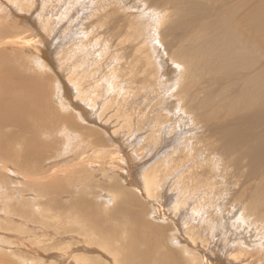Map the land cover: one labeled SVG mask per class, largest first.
<instances>
[{"label": "bare ground", "instance_id": "obj_1", "mask_svg": "<svg viewBox=\"0 0 264 264\" xmlns=\"http://www.w3.org/2000/svg\"><path fill=\"white\" fill-rule=\"evenodd\" d=\"M138 1L139 3H137L136 8L133 7L131 9H136V12L139 13L140 17L137 18V15L135 13L129 12L131 17L134 16V23H131L127 27H111L110 29H108L107 27L106 33L109 34V36H111L112 38H119V45L127 43L132 45L136 40H139L140 37L144 38V42H142L143 46H140L138 48H131L134 55L132 54V56L127 57V59L131 58V62L129 61L131 74L129 81L130 84H138V79L132 80L133 77L137 75V72H135V70L133 71V68L139 66L138 63L135 64V62L141 60V58L137 56V53H141L140 50L142 49L146 50L149 54L147 65L151 67V70L148 68V72H146V66L144 75L148 73V75L153 78L154 84H158L160 89H162V91L166 93L165 98L161 97L163 100L160 99L163 106V111L159 110V114L158 112L157 114L158 119L164 118L165 122L169 125H166L167 127H165L163 125L164 122H161L162 120L156 123L157 120L155 118L156 121L152 126L153 128H151L152 130L158 131L159 128L161 129L162 126H164V130L169 131L168 136L166 135L165 137V146L171 149V146L176 144L177 147L173 154H169L167 158L165 157L166 159H161V167L157 168L155 171L153 168V172L150 171L147 174L142 173V171L141 173L142 175L144 174V176L142 177L141 175L140 177L139 175L140 178L137 179L133 175L134 164H131L134 161V156L132 157V159L131 156L135 155L137 151H134L136 153H132V155L131 153L123 154V152H126L125 145H121L123 142L120 138L113 137V143L111 144L116 146L114 147L115 151H113L112 148V150L110 151H102V155L100 156V160L102 161L98 162L97 165L99 168H106L105 165H108V167L110 166L109 175L106 176V183H109V181L111 182V180L114 179V176L117 175L121 179L122 185L117 187L115 189L116 191H113L114 188L112 184H109L106 187L102 186V198H104L103 202L105 210L102 208L101 210L97 204L90 202L86 198H82V200L76 199L81 202L88 203V205L96 209L97 212H103V215L99 217L101 223L103 224L102 232L91 233L88 236L91 235L92 239L94 240H98V236L101 237V240L106 246L104 247L107 248L108 253L112 255V257L110 255L111 258H108V262L105 264H220V262L222 263V257L216 256V254L213 253V251H216L215 248L213 251L211 250L213 254L210 255L211 253L209 252L210 254L208 255L207 251L202 249L203 246L202 248L199 247L200 244L199 246H197V243L201 241L197 235L205 232V235L208 237V239L206 240L211 243L217 241L218 237H223V235L225 234L223 230L230 231L232 230V228L247 227L248 230H245V228L244 231L241 230L242 233L238 236L239 238L232 237V245V240L230 241V238L223 237L225 243H227V249H229L226 250L229 264H252L253 261H255L256 264H264V175H259L260 179H256L255 177V173L260 174V167L262 164H264V139L257 141L252 134L253 129H258L264 134V57H259L256 55V53L250 55V50L254 49L256 45H253L248 39L244 38L243 34L239 33L240 30H231L230 20L228 18L224 19L226 16L231 15L233 12V7L235 5L241 4V2H237V0H223L221 1V3H212L210 5V8L206 6V3H203L207 8L210 9L207 10L203 7H198V5L191 2V0H156L153 3L148 0ZM245 1H248L249 8L245 13L238 16L240 21L244 23V26L247 29H251V19L256 24L264 23V0ZM24 2H31V5H35L34 0H18L17 2L15 0H0V8L4 10V12L6 11L5 13H3V11L0 9L1 15H4H0V69H2V72L0 74V177L1 175L7 174V176L12 178L10 179L11 186H14L16 180L14 176L16 175L23 181L22 187L25 190V186L27 183L37 182L45 184V181H52L53 179L58 177L51 176L49 174H47L48 177L46 175H36L34 177L27 175L28 172H33V169H27L28 167H31V163H29L30 158L28 159L31 154L28 153L30 152V150L26 148V144L31 142L34 145H39L40 149H43L45 140L48 137L46 135H43L38 138V141L33 139L29 132V128L30 126H32L31 123L38 127V134L43 132L44 129L43 121L41 119H44L45 121L48 119L46 127L54 132H57V130H59L62 134L67 136H69L71 132L66 131L64 128L59 129V127H57V112L53 113L52 111V113L50 114L49 112L46 113V109H44L45 106L42 102L45 98V96H43L42 94L45 93L44 83L42 82V80L44 79L43 75H46V73H41V71L42 69H45L49 73L56 72V61L51 59L47 48L50 47V45L56 46V42L59 37L57 40L54 39L56 38V34L60 33V22H57L55 18H52L50 16V14H40L39 7L37 6L34 11L23 9L21 7V4ZM16 5L18 8L16 7ZM143 9H148L149 11L142 12ZM201 10H204V13ZM119 11H121V9H119ZM116 12L118 13V11ZM124 13V17H126V10L124 11ZM39 14L40 16L37 17V15ZM15 15L21 17L20 19L22 22H20V24L22 23L23 25H26V28L22 26V29H17V26L19 24L12 23V19ZM167 18H169V20H174L175 18L177 19L175 20L176 22L169 27V30L167 32L168 34L166 35L165 32H161V27ZM122 20L124 21V18ZM26 22H30V25ZM45 23H48L49 26H44ZM197 26L198 28L205 26L208 27L203 40H201L203 30H198ZM152 27H155L154 32L157 33L158 31V34L160 35L157 38V42L155 41V38L152 37ZM194 35L198 39L194 42L199 43V49H206L212 55L213 64L209 66L208 69L212 71H221L224 74L233 75L234 71L242 70V68L246 65L249 72L253 74L252 77L250 75L244 76L241 73L235 74V79L237 81L241 80L242 86L237 91L235 96L229 99L231 100L230 106L233 108V115L225 114V104L223 103V101L215 98V96H212L209 99V102L201 108V112L204 114L203 118H199L198 109L194 108L192 102H190V78H192L194 72L196 71L194 69L195 63L200 56L198 54H194L189 61H186L184 59L189 58L194 52L191 46L185 45H190L189 42L190 40L193 41L192 38L194 37ZM137 36L138 39L130 40L132 38H136ZM167 36H170V38H172L173 36L179 38V41L173 45V48L169 47ZM71 39H74V37H71ZM233 40H238L241 45L243 44L246 46L239 47L235 50L234 53L236 55V59L234 60V62L237 63L235 65H233V46H229V43H233ZM221 45H224L227 48L219 49L218 47ZM82 46L83 43L78 47V49L81 50ZM10 51L14 52L13 54H16L17 58L21 57L23 60L24 57L23 63L27 66H30V70L28 71L29 73H25V71L27 70L19 74L14 73L15 70L10 63L12 56L11 54H9ZM50 51H52V49ZM174 51L178 54H176ZM27 53L34 55L33 57H29V59L27 60V57L25 56L27 55ZM103 54H106V52H103ZM121 59L125 58L121 57ZM23 63L17 62L16 64H19L23 68ZM145 63L147 62L145 61ZM177 63H180L178 69L175 66V64ZM35 67L39 70L35 69ZM119 68H121L122 72L123 67L120 66V62H117L116 66H114L112 70L106 76H104V78L98 80H95L93 78L92 82L85 87H81L76 82V92H74L75 90H72V88L68 87L64 79L59 80L58 84H56L55 86V94L57 96L54 102L60 103L61 101H63V99H65L67 102V107H70L71 104V108L73 110L77 109L83 117V120L81 119V121L84 123H89L90 119L87 116L91 114V109L96 108V101L98 100V98H100L98 97L97 100L95 99V90L105 87V85H103L102 87L101 84H110V88L115 89L116 87L118 88V86L116 85L121 83V86H119V88H123V90L119 92L120 98L122 99H120L121 103L126 102V96H130L128 93L129 89L122 86L123 76H121V72H118ZM140 69L141 68L139 67L136 70L140 72ZM196 78H200V81H203L201 76L195 75V79ZM18 80L22 81L23 88L27 87V89H29V86H31L32 84L34 86L37 85V87H41V91L37 89L38 92L40 91V97L37 98L35 103H33L29 99V97L24 94L21 95L18 99L15 98V100L8 101V99H5L7 98V95L5 94L6 88L11 87L9 83ZM203 83L208 87L212 86L211 82L203 81ZM151 85H153V83ZM62 86H64L65 88L63 89ZM64 91L65 93L63 94ZM10 92L11 96L20 93V91L16 90L15 88H12ZM168 94H170V96H168ZM69 95H72L74 99L72 97H69ZM88 95H90V97L92 98H88ZM176 95L179 101L187 103V107L191 106L189 107L190 110H181V106H179L176 112L172 111V106L175 101H171V98H176ZM156 97H159L158 94L157 96H155V98ZM79 98L82 100H84V98L87 99L84 101H89V103L92 105L90 109H83L84 114L82 110H79L83 106L78 103ZM109 103L115 102H107L106 104ZM119 103L120 101L116 102L117 106H120ZM226 107L229 106L226 105ZM50 108L55 110V105L51 104ZM143 113H141V116L143 118L146 117L149 119V116H147L144 111ZM183 113L188 117L186 122L190 121L193 126H199L200 130L198 131L195 138L192 139L194 141L188 138V128L186 127V124L177 121ZM147 114L151 115L152 111ZM116 123L117 122L113 123V125H115ZM122 123H125L126 127L128 126L130 128L131 133L133 132L132 126H130V122ZM137 123L133 124L136 126ZM66 125V127L72 132L77 131L81 134V148L70 152V154H68L67 152L68 150H72V143L79 140L76 136L73 142H66L63 145L61 153L56 154L57 157H59L60 163H57L54 159V161H51L46 167L54 168L61 164H65L63 166L66 167L60 169L59 172H71L72 178H74L73 173H75L77 170H81L82 173H84L85 170H89L92 171V174L95 169H98L97 167H91V165L95 164L94 159L96 158L93 159L94 162L89 157L87 159L86 155L89 153L86 152V149H88L93 144L97 146L103 145H100L97 142L92 144L91 142H88V144L90 145H86V140H88L89 137H93L94 135L92 133L86 132L88 131V127H85L86 129L84 128L85 131H83V125H81L82 128L80 127L81 130H79V127L77 125L71 122H67ZM142 130L143 128L141 129V131ZM137 131L139 132V130ZM194 131V128L189 130V132ZM137 138L138 135L135 137V139ZM49 141L50 140L47 141V145L45 146L46 149H50L51 147ZM151 141L154 142V137ZM120 142L122 143L120 144ZM84 143L85 146H83ZM178 143L179 145H177ZM142 144L143 143H141V145ZM163 144L164 143H161L157 140V145L152 153L155 154L156 148L162 146ZM200 145L208 147V154L213 157L212 165L214 167L217 168V163H219L220 161L228 163L230 167L225 168L224 171L226 174L224 175V178L228 177L227 171L232 170L234 171L233 177L238 181L230 183V185L228 186H223L222 184L223 187L221 188L220 184L215 183V181H209L210 179H214L217 176H219L220 179H223L222 175L218 172H216V174H209L205 171L196 172L189 170L192 167L191 165H193L194 168L202 167V165H199V160H204V158H201V156L199 155V151L201 150V148H199ZM181 146L185 148L181 149ZM140 148H137L139 152L144 150L143 153H146V155L151 150V148L146 149L145 147H143L145 149L142 148V150H140ZM32 153L35 154L34 152ZM138 154L139 153L135 155V157H137L136 161L141 162L139 160V157L137 156ZM107 156L108 158H105ZM154 156L157 155L155 154ZM90 157L93 158V156ZM140 158L143 157L140 156ZM154 158L155 157H153V159ZM214 158H217V160H215ZM37 160L38 162L35 163L36 166L47 164V162L42 158H38ZM168 160L176 161L174 164L177 165L173 166V170L172 167L168 165ZM243 163L248 172L246 178L249 179L247 181H242L241 179H243V176H240L236 170L237 168H240ZM70 164L72 165L68 166ZM185 166H187V168ZM40 168L43 169L44 166H41ZM181 168H183V170ZM177 176L178 178L175 181L174 179ZM84 181L91 184L93 183V181L90 179H84ZM58 183H65V180L59 181ZM168 184L171 185V190L179 191V196L177 195L178 198H176V201L174 200L176 205L175 203H170L173 196L168 197L166 195L165 189L166 186H169ZM1 186L2 185H0V194L3 193L1 190ZM47 188H49L48 185ZM219 188H221L220 190H222V192L219 191ZM62 189L64 188L62 187ZM227 190H231V192L233 190V199H231L228 203L231 204L233 202V217L235 215L234 211L237 212L236 208H242V216H245H240V218L234 223L228 215H224L225 210L222 207H217V203L218 201L220 202L219 197L221 195H229L230 198L231 193H227ZM25 191L28 192L29 190ZM53 191L55 194L58 193L56 190ZM29 194H31L32 197H35V195L31 191ZM160 194H162L165 201L168 202L167 204H172L171 209L165 208L163 206L164 201L160 200L159 203V199L162 198ZM59 195L62 197L64 195L67 196V194H63L62 192ZM0 198L3 199V202H0V211L7 214L6 219L15 220L16 218H18V215L16 218H13L11 216V213H13L11 207L9 206L11 205V200L7 199L4 194L0 195ZM69 200L61 198L58 202V206L61 208H59L60 214L68 215V219L72 216L70 208L76 206V204H74L75 206H72ZM142 200H144L143 202L149 204L146 205L151 206L152 211H144L142 206L138 207L141 208L139 210L135 209V205H137V203L141 204ZM154 201H157L158 203L155 205V202L153 205L152 202ZM82 205L83 206L81 207L85 208V205ZM234 206H236V208H234ZM36 211L46 210H40L39 207H35L34 212ZM18 214L20 215L19 217H22L24 219L31 218L25 215V212L23 211ZM80 215L83 214L81 213ZM55 218H59V216L54 215L51 216V218L49 217L50 220L52 219L54 221ZM207 218H209L210 223ZM40 219L42 220V218ZM158 220H161L164 224L167 225H157L158 223L154 224L152 222H158ZM256 222L258 224L255 226L254 223ZM29 223L30 224L27 223V225L25 222L31 232L37 233V237L40 238L38 241L46 237L49 238L47 242H50V240L55 241L57 238H59L60 240L61 238L67 236L70 230L66 226L70 225L67 221L65 223L66 225L60 223L59 226L55 227V233H58L60 231L58 235L52 234L53 231H51V228L49 229V227H47L45 223V226L43 223H41V225H34L38 224V222L33 221V219H31V222L29 221ZM73 223L74 221L71 222L72 226ZM29 225H32V228H29ZM83 225L84 224H82V226ZM37 226H39V228H37ZM76 228L77 226L75 227V230ZM253 228H255V230L257 231L256 233L258 234L256 238L254 236V233H252ZM182 230L187 231V233L189 234L188 239H183V236L181 234ZM170 231L171 234H168V232ZM41 232L50 234H41ZM88 236L86 233L84 241L86 239H89ZM26 237L28 236L23 237L22 235L21 237H15L16 243L8 242L7 239L5 241H2L0 238V246L4 247L5 244H11L12 246L14 244H17L18 247L20 245L23 246L25 243H30L26 241L28 239ZM253 238L255 240H253ZM98 241H96L95 243H98ZM236 241L237 244H235ZM75 244L76 243L70 242V240L68 243H66V249L63 250L62 248V252L57 256L58 259L60 258L59 264L88 263L87 258V260H85L83 259L84 257H75V248H77ZM38 245L40 244H37V246ZM63 245L64 244H62V246ZM14 246L12 247L11 251L13 250ZM30 247L31 246L28 247V250L30 249L31 254H36L37 256V247ZM250 249H254L257 252L260 251L262 258H259L258 256V258L256 259L254 256V251L253 256L251 254L252 252H249L242 257L238 255L240 251L248 252ZM208 251H210V249H208ZM158 252L160 254L156 255V253L158 254ZM68 253H70L71 255L68 256ZM80 258L81 260H79ZM58 259L56 260L58 261ZM22 262L24 264H27L21 259V263ZM94 264L96 263L94 262Z\"/></svg>", "mask_w": 264, "mask_h": 264}, {"label": "rangeland", "instance_id": "obj_2", "mask_svg": "<svg viewBox=\"0 0 264 264\" xmlns=\"http://www.w3.org/2000/svg\"><path fill=\"white\" fill-rule=\"evenodd\" d=\"M15 1L17 2L18 0H15ZM34 1H35V5H33V4L31 5V2L30 3L24 2L21 4V7L23 9L33 10V11L35 10L36 6L39 7V11H40L39 13L40 14L41 13L42 14H50V16L52 18H55L57 22H60V28H61L60 33L56 34V36H55L56 38L54 39V40H57L59 37V39L56 42V46L50 45V47L47 48L51 59L56 61V67H57L56 72L55 73H52V72L49 73L45 69H42V71H41V73H46V75H43L44 79L42 80V82L44 83V88H45V91H44L45 93H42L43 96H45L44 100L42 101L43 105L45 106V107L44 106L43 107H44V109H46V111H45L46 113L49 112V114H50V113H52V111H53V113L57 112V114H58L57 123H56L57 127H59V129L64 128L66 131L71 132V134L69 136H67V135L62 134L59 130H57V132H54L51 129H48L46 127L48 119L46 121L44 119H41L43 121L44 129H43V132L38 134L37 133L38 127H36V125L31 123L32 126H30V128H29V132H30V135L33 139L38 141V138L43 136V135H46L48 137L45 140V143L43 145V149H40L39 145H37V144L34 145L31 142L26 144V148H28L30 150V152H28V153L31 154L28 157V159L30 158L29 163H31V167H28L27 169H30V168L33 169V172H28L27 175L32 176V177H34L36 175H46L48 177L47 174H49L51 176H58L55 179H53L52 181H45V184H41V183H37V182L27 183L25 186V190H29L27 192L22 187L23 181L19 177H17L16 175L14 176L16 178L14 186H11V182H10V179H12L11 177L7 176V174L1 175L0 185H2L1 186V190L3 192L2 194H4L7 199L11 200V205H9L12 209V212H13V213H11V216L13 218H16L18 215V218H16L15 220L6 219L7 214L5 212L0 211V213H1L0 214V235H1L0 238L2 241H5L7 239L8 242H15L16 243L15 237H18V236L21 237L23 235V237L28 236V237H26V238H28L26 241H28L30 243H27V244L25 243L26 245L24 244L23 246L20 245L19 247L21 249L18 247L17 244L16 245L14 244L15 246L13 245L14 248L12 251H11V249L13 246L11 244H5L4 247L0 246V255H1L0 256V261H1L0 264H3V262H4V264H11V263L12 264H14V263L24 264L23 262L21 263V259H22V261L26 262L27 264H52V263L53 264H55V263L59 264L60 258L58 259L57 256L59 253L62 252L61 251L62 248H63V250L66 249L65 245H66V243L69 242V240L72 243H76L75 246L77 248L74 247L75 251H76V253H74V254H76L75 257H81V258L84 257L83 259H85V260L88 259L87 264H94V262L96 264H100V263L105 264L108 262V258H111L112 255L108 253L107 248H105L106 246L104 245L103 241L101 240V237L98 236V240L100 242L95 239L96 241H98V243H99L98 244V243H95L96 241L94 239H92L91 235L88 236L91 233L102 232L103 224L101 223L99 217H101L103 215V212L102 211L97 212L96 209L90 207L88 205V203H84V202H81L79 200H82V198H86L90 202L97 204L100 209L101 208L104 209V202H103L104 198H102V191H103L102 186L106 187L107 185L112 184L113 188H114L113 191H116L115 189L122 185L121 179L117 175L114 176V179L111 180V182L109 181V183H106L107 182L106 176L109 175L110 166L108 167V165H105L106 168H104V167L99 168L97 165L98 162L102 161V160H100V158H101L100 156L102 155V151L106 152V151H110L112 149H113V151H115L114 147H116V146L111 144V143H113L112 142L113 137L120 138L121 141L123 142V143L120 142V144L122 143L121 145H125L126 152H123V154L131 153V155H132V153L133 154L136 153L134 151H137V153H139L137 156L139 157V160L141 162L136 161L137 157H135V155L137 153L135 155L131 156V159L134 156V158H133L134 161L131 164H134L133 175L137 179H139L141 177L142 173L147 174L150 171L153 172V170H152L153 168L155 171L157 168L161 167L162 166V165H160L161 159L162 158L166 159L169 154H173V152L176 150V147H177L176 144L173 145L174 147L171 146V149H174V150H171L169 147L165 146V141H166L165 137H166V135L168 136L169 131L164 130V129H165V127H167L169 125H168V123L165 122L164 118L158 119L159 110L163 111V106L161 104V100H163L162 98H165L166 93L164 91H162V89H160L158 84L157 85L154 84L153 78H151L150 75H148V73H146L144 75L145 67L147 66L146 72H148V68L149 69L151 68L149 65H147L148 60H149L148 59L149 54L144 49L140 50L141 53H137V56H139L141 58V60L136 61L135 64L138 63L139 66H137L136 68H133V71L135 70V72H137L136 73L137 75L135 77H133L132 80L138 79L139 82L137 85L130 84L129 80H130L131 74H130V68H129L130 67L129 61L131 62V58L127 59V57L132 56V54H133V50L131 48H133V47L138 48L140 46L141 47L143 46L142 42H144V38L140 37V39L136 40L132 45L129 43L119 45V38H117V37L112 38L111 36H109V34L106 33L107 27H108V29H110L111 27H127L131 23H134L133 22L134 16L131 17L129 12L135 13L137 15V18L140 17L139 13L136 12V9H134V10L131 9L133 7L136 8L137 3H139L138 0H56V1H53V0H34ZM148 1L153 3L156 0H148ZM221 1H223V0H191V2L197 4L198 7H203L207 10H210L209 8H210V5L212 3H221ZM135 2H136V4H135ZM237 2H241V4L235 5L233 7L232 14L226 16L224 19L228 18L230 20L231 30H233V31L240 30L239 33L243 34L244 38L248 39L253 45H256V47L254 49L250 50V55L253 53H256L257 56L264 57V23L256 24L251 19L252 28L247 29L244 26V23L240 21L238 16L245 13L248 10L249 3H248V1H245V0H237ZM203 3H206V6L209 8H207ZM16 7H17V5H16ZM119 9H121V11H119ZM125 10L128 13V14L126 13L127 18L124 17V14H125L124 11ZM2 11H3V13L6 12V11L4 12V10H2ZM116 11H118V13ZM147 11H149V10L148 9L142 10V12H147ZM201 11H203V13H204V10H201ZM40 14L37 15V17H39ZM101 14H102V16H101ZM0 15H1V13H0ZM1 16H4V15H1ZM20 18H21L20 16L15 15L12 19V23L13 24H19L17 26V29H22V26L24 28H26V25H23L22 23L20 24V22H22ZM48 18H49V16H48ZM123 18H124V21L122 20ZM176 19L177 18H175L174 20H172V19L169 20V18H167L161 27V32H165L167 35L169 27L176 22L175 21ZM26 23H28L30 25V22H26ZM147 25H148V23H147ZM44 26L48 27L49 24L45 23ZM207 28H208L207 26L201 27V28H198V26H197L198 30H201V29L203 30L201 40H203V38L205 37V32H206ZM152 29H153L152 30V37H154L155 41L157 42V38L160 35L158 34V31H157V33L154 32L155 27H152ZM67 36H69V37H67ZM71 37L72 38L74 37V39H71ZM135 39H138V36L136 38H132L130 40H135ZM167 39L169 41V47L170 48H173V45L179 41V38L174 37V36L172 38H170V36H167ZM59 40H60V43H59ZM192 40L193 41L190 40V42H189L190 45H188V44H185V45L191 46L193 48L194 52L192 53V55L189 58H186L184 60L189 61L193 57L194 54H198L200 57L195 63L194 69L196 71L194 72L192 78H190V83H189V96L191 99L190 102H192V105L194 106V108L198 109L199 118H203L204 114L201 112V108L209 102V99L212 96H215V98L219 99L220 101H223V103L225 104V114L226 115H233V108L230 106L231 100H229V99L233 98L235 96V94L237 93V91L242 86V81L241 80L237 81L235 79V76H236L235 74L241 73L244 76L250 75L251 77L253 76V74L251 72H249L246 65L242 68V70L234 71L233 75L224 74L221 71H212V70L208 69V67L213 64L211 53L208 52L206 49H201V50L199 49V47H198L199 43L194 42V41L198 40L195 37V35L192 38ZM238 40H240V39H238ZM238 40H233V43H229L230 47L233 46V65L237 64L234 62V60L236 59V55L234 53L235 50L238 49L239 47L245 46L243 44L241 45L238 42ZM82 43H83V46H82L81 50H79L78 47L81 46ZM218 48L224 49L227 47H225L224 45H221ZM51 49H52V51H50ZM73 50H74V52H73ZM171 51H173V50H171ZM103 52H106V54H103ZM206 52H208V53H206ZM13 53L14 52H11V51L9 52V54L12 55L10 63L12 64V66L15 70L14 73L19 74L25 70H27V71H25V73L28 72L30 70V66H27L23 63L24 57L22 60L21 57L17 58L16 54H13ZM175 53L178 54L177 52H175ZM33 55L34 54L31 55V54L27 53V55H25V56L27 57V60H28L29 57H33ZM142 55H144V56H142ZM121 57H124L125 59H121ZM72 61H74V62H72ZM145 61L147 63H145ZM17 62L23 63L24 67L22 68L19 64H16ZM117 62H120V66L123 67L122 72H121V68L118 69V72H121V76H123V79H124V80L122 79V81H123L122 86L124 88L129 89L128 90L129 92L128 91L127 92L129 93L130 96H126V98H125L126 102L123 101L124 103H121L122 99L120 98V95H119V92L123 90V88H119V86H121L120 85L121 83L120 84L117 83L118 85H116V86H118L119 89L116 86L115 87L117 89L116 88L115 89L110 88V84H101L102 87H103V85H105V87H103V88L101 87L102 89L95 90V99L97 100L98 97H100V98H98V100L96 101L97 102L96 108H94L96 110L91 109V114H89V116H87L90 119L89 123L88 122H86V123L82 122L81 119L83 120V117L81 116L80 112L77 109L73 110L71 108V104H70V107H67V105H66L67 102L65 99H63V101H61V102L59 101L60 103L54 102V100H56V96H57L55 94V92H56L55 86H56V84H58L59 80L64 79V81L67 83L68 87L72 88V90H75L74 92H76L77 91L76 82L81 87H85L92 82L93 78L95 80L102 79V78H104V76H106L112 70V68L114 66H116ZM126 63H128V64H126ZM179 64L180 63L175 64L177 69H178ZM230 65H232V64H230ZM139 67L141 68L140 72L138 70H136ZM35 69H38V68L35 67ZM1 72H2V69H0V74H1ZM195 75L201 76L202 80L205 82H211L212 86L208 87L207 85H205L203 83V81H200L201 80L200 78L195 79ZM198 82H200V83H198ZM152 83H153V85H151ZM9 85L11 87L6 88V90H5V94L7 95V98H5V99H8V101L15 100V98L18 99L21 95L24 94L27 97H29V99L33 103H35L37 98L40 97V94H39L41 91L40 86L37 87V85L34 86L32 84L33 85V87H32V85L30 84L31 86H29V89H27V87L23 88L22 81H19V80L18 81H12L9 83ZM12 88L19 90L20 93L14 95V96H11L10 90ZM62 88L64 89L65 87L62 86ZM143 88H145L146 90ZM37 89L40 91L38 92ZM64 93H65V91L63 92V94ZM157 94L159 97L155 98V96H157ZM170 94H168V96H170ZM69 97H72V95H69ZM88 98H92V97H90V95H88ZM146 99H147V101H146ZM81 100L82 99L79 98L78 103L81 106L82 105L83 106L79 110H82V112L84 114L83 109H90L92 105L89 103V101L88 102L84 101V100H87L85 98H84V100H82V101ZM104 101L106 103L107 102H115V103L106 104ZM117 101H120V103H119L120 106H117V104H116ZM171 101H175V103L172 106L173 112H176L177 109L179 108V106H181V110L182 109L190 110L189 107H191V106L187 107V103L179 101L177 95H176V98L172 97ZM51 104L55 105V110L50 108ZM226 105H228L229 107H226ZM143 111L145 112V114L147 116H149V119L146 117L143 118L141 116V113H143ZM150 111H152V114L148 115L147 113H149ZM157 112H158V114H157ZM76 118H77V120H76ZM155 118L157 121L155 120ZM187 119H188V117L183 113L178 118L177 121L183 122L186 124V127L188 128V130H187L188 138H190L192 140L195 138V136L197 135V133L200 129H199V126H193L190 121L186 122ZM155 121H156V123H158L160 121L164 122L163 125L165 127L162 126V128L161 129L159 128L158 131L152 130V128H153L152 126L154 125ZM67 122H71V123L77 125L79 127V130H81V128L83 127L82 128L83 131H85V129L88 127V129H87L88 131H86V132L94 134L93 137H91V138L89 137V139L86 140V142H87L86 145H88V146L90 145V144H88V142H91V144L97 142L100 145H103V146H97V145L93 144L88 149H86L87 153H89V154L91 153L90 155L89 154L86 155L87 159H88V157L91 160L96 158V159H94L95 164L91 165V167H97L98 171L95 169L93 171V173L91 174L92 171H89V170H85L84 173H82L81 170H77L75 173H73L74 178H72L71 172H69V173H62V172L60 173L59 172L60 169H62L63 167H66V166H63L65 164H61V165L54 167V168L46 167L51 161H54V159L57 163H60L59 157H57L56 154L61 153V151L63 149V145L66 142H73V140L76 136L79 140L73 142L72 143V145H73L72 150H68L67 152H68V154H70V152L81 148V146H80V141L82 140V138H80L81 134L78 133L77 131L72 132L71 130H69L66 127ZM115 122H117L116 124H118V125H116V124L113 125V123H115ZM122 122H130L131 123L130 126H132L133 132L131 133L130 128L128 126L126 127V124L122 123ZM110 123H112V124H110ZM133 123H137L136 124L137 127ZM81 125H83V126L81 127ZM147 125H149V126H147ZM142 128H143V130L141 131ZM192 128H194L195 131L189 132V130ZM137 130H139V132ZM145 130H146V132H145ZM103 131L105 132V134ZM225 131H226V129H225ZM252 134L257 141L264 139V134L258 129H253ZM137 135H138V138L135 139V137ZM143 136L144 137L146 136L145 139ZM153 137H154V142L151 141V140H153ZM172 137H174V136H172ZM133 138H134V140H133ZM48 140H50L49 141L50 145H51L50 149L45 148ZM94 140H96V141H94ZM155 140H156V142H155ZM157 140L160 141L161 143H164V144L162 146H159L156 148L155 154L157 156H154L155 154L152 153V151L155 149V147L157 145ZM192 141H194V140H192ZM148 142H150L152 144L154 143V144L152 145ZM141 143H143V144L141 145ZM179 143L177 145H179ZM81 144H82V142H81ZM83 146H85V143ZM152 146H154V147H152ZM143 147H145L146 149L151 148L150 152L147 155H146V153H143V151H144V150H142ZM137 148H140V150H142V151L139 152V150ZM145 148H143V149H145ZM183 148H185V147L181 146V149H183ZM199 148H201V150L199 151V155L201 156V158H204V160H199V165L200 166L202 165V167L201 168H194V166L191 165L192 167L189 170L196 171V172L205 171L209 174H216V172H218L219 174L222 175L223 179H220L219 176H217L214 179H210L209 181H215V183L220 184L221 188L223 186L230 185V183L238 181L237 179H235L233 177L234 171H232V170L231 171L228 170L227 171L228 177L224 178V175L226 174L224 171L225 168L230 167L227 162L220 161L219 163H217L218 165L216 168L212 165V161H213L212 158L213 157H211L208 154L209 153L208 147L200 145ZM202 148H204V149H202ZM190 150H193V149H190ZM89 151H91V152H89ZM32 152H34L35 154H33ZM90 156H93V158H91ZM140 156L143 158H140ZM153 157H155L154 158L155 161H154ZM38 158L44 159L47 162V164L36 166L35 163L38 162V160H37ZM105 158H108V156ZM214 159L217 160V158H214ZM94 160H93V162H94ZM97 160H99V161H97ZM175 162H176L175 160H168V162H167L168 165L172 167V170H173V166L177 165V164H174ZM151 164H153L154 166ZM71 165L72 164H70L68 166H71ZM41 166H44V168H43L44 170L40 168ZM185 167L187 168V166H185ZM45 168H47V169H45ZM181 169L183 170V168H181ZM236 170L240 176H243V179H241L242 181H247L249 179V178H246V176L248 175V172L245 168L244 163L240 168H237ZM78 173H79V175H78ZM144 174L142 175V177L144 176ZM139 175H140V177H139ZM221 175H220V177H221ZM259 175H264V164H262L260 167V174L255 173L256 179H260ZM110 176H111V172H110ZM177 178H178V176L175 177L174 180L176 181ZM84 179H90L93 181V183L92 184L88 183V182L84 181ZM63 180H65V183H58L59 181H63ZM222 184H223V186H222ZM47 185L49 188H47ZM168 185L169 186H166L165 192H166V195L168 197L173 196L170 203L174 204L176 201V198H178V196H179L178 195L179 191L171 190L172 189V188H170L171 185L170 184H168ZM62 187L64 189H62ZM238 187H240V186H238ZM221 188H219L220 192H222V190H220ZM11 189H13V190H11ZM48 189H50V190H48ZM53 190H56L58 193L55 194ZM30 191L35 195V197H32L31 194H29ZM45 192H46V196H45ZM61 192L63 194H67V196L66 195H64L63 197L60 196L59 194ZM227 193H231L230 198H229V195L228 196H226L225 194L221 195L219 197L220 202L218 201L217 207H222L225 210L224 215L225 216L228 215L230 217V219L233 220V223H234V222H236V220H238L240 218V216L241 217H245V216L244 215L242 216V212H243L242 208H236V206H234V208H236L237 212L234 211L235 215L233 217V212H232L233 211V202L231 204H228L229 201L231 199H233V195H232L233 190H232V192H231V190H227ZM2 194H0V195H2ZM160 195L162 198L159 199V203H160V200H162V201H164L163 206L165 208L171 209L172 204H167L168 202L165 201V199L163 198V195L162 194H160ZM59 197H61L62 199H65V200L70 199L72 202L70 200H69V202L72 204V206H75L74 204H76L75 207L70 208L72 219L71 218L68 219L67 218L68 215L60 214V211H59L60 207L58 206V202L61 198H59ZM76 199H79V200H76ZM77 201H78V203H77ZM143 201L144 200H142V203H141L142 205L137 203V205H135V209L139 210L141 208H138V207L142 206L144 211H147V212L152 211L151 206H148L149 204L146 202H143ZM0 202H3V199L0 198ZM154 203L156 205L158 202L157 201L152 202L153 205H154ZM82 204L85 205V208L81 207V206H83ZM146 204H148V205H146ZM175 205H176V203H175ZM35 207H39L40 210L43 209L46 211L34 212ZM22 211L25 212V215H27L31 218L24 219L22 217H19L20 215L18 213H20ZM31 211H33V212H31ZM81 213L83 215H80ZM54 215L59 216V218H55L56 222L52 219L51 220L49 219V217L51 218V216H54ZM208 215H209V213H208ZM9 216H10V214H9ZM40 218H42V220ZM31 219H33V221L38 222V224H34V225H41V223H43V224L45 223L46 226L49 227V229L51 228V231H53L52 234H54V235H58L60 233V231L58 233H55V230H54L55 227L59 226L60 223L65 224L66 221L69 222L70 225H66V224L65 225L70 230H69L67 236L61 238L60 240H59V238H57L55 241L50 240V242H47V240H49V238L46 237V238H42V240L38 241L40 238L37 237L38 236L37 233L31 232L27 226L28 224H30L29 221L31 222ZM154 219H156V218H154ZM207 220L210 223L209 218H207ZM23 221H24V223H23ZM73 221L77 226L76 230H75V227H76L75 224L73 223L74 227L71 224V222H73ZM25 222H26V224L27 223L28 224L26 225ZM152 222L154 224L158 223L157 225H163V226L167 225V224H164L161 220H158V222H155V221H152ZM45 224H44V226H45ZM82 224H84L83 225L84 227L82 226ZM257 224H258L257 222L254 223L255 226ZM79 225H81L82 227ZM29 228H32V225H29ZM37 228H39V226H37ZM244 228H245V230H248L247 227L232 228V230H230V231L229 230H223V232L225 233L223 235V237L230 238V241L232 240V242H231V245H232L233 238H239L238 236L242 233V231H244ZM239 229H240V231H239ZM253 230H252V233H254V236L256 238V236L258 235L256 233L257 231L255 230V228H253ZM9 231H12V232H9ZM79 231H81V232H79ZM181 232H182L181 234L183 236V239L189 238V234L187 233L186 230H182ZM13 233H15V234H13ZM86 233H87V236L89 237V239H86L84 241V237H86ZM11 234H13V235H11ZM41 234H46V233L41 232ZM48 234H50V233H47L46 235H48ZM168 234H171V231L168 232ZM72 235H76L77 237L72 236ZM197 236L201 240L199 243H197V246H199V244H200V246H199L200 248H202V246H203L202 249L207 251L208 255L210 253H211L210 255H212L214 253V254H216V256L222 257V259H221L222 263L220 262V264H229L227 253H226V250H229V249H227L228 248L227 243H225V240L223 239V237H218L217 241L210 243L206 240V239H208V237L205 235V232H203ZM1 240H0V242H1ZM253 240H255V239L253 238ZM63 242H65V243H63ZM37 244H40V245L37 246ZM62 244H64V245L62 246ZM100 244H102V245H100ZM225 244H226V246H225ZM235 244H237V241ZM29 246H31L33 248H34V246L37 247V250H38L37 256H36V254H34V255L31 254L30 249L28 250ZM214 248L216 251H213ZM208 249H210V251H208ZM220 249H221V251H220ZM211 250L213 251V253ZM253 251L255 253L254 256L256 259L258 258V256H259V258L260 257L262 258L260 251L257 252L254 249H250L248 252L240 251L241 253L239 252L238 255L240 257H242V256H245V254L252 252L251 254L253 256V254H254ZM77 253H78V255H77ZM223 253H224V257H223ZM53 254H55V255H53ZM159 254H160L159 252H158V254L156 253V255H159ZM234 254H237V253H234ZM69 255H71V254L68 253V256ZM110 255H111V257H110ZM81 258L79 260H81ZM56 259H58V261ZM4 260H10V261H4ZM181 260H182V256H181ZM43 262H45V263H43ZM91 262H93V263H91ZM252 264H256L255 261H253Z\"/></svg>", "mask_w": 264, "mask_h": 264}]
</instances>
